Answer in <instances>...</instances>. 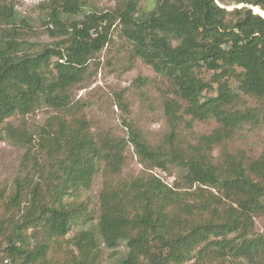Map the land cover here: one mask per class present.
Instances as JSON below:
<instances>
[{
    "label": "trees",
    "instance_id": "trees-1",
    "mask_svg": "<svg viewBox=\"0 0 264 264\" xmlns=\"http://www.w3.org/2000/svg\"><path fill=\"white\" fill-rule=\"evenodd\" d=\"M86 1L48 0L55 39L43 43L22 38L14 6L0 3V133L7 127L21 139L7 119L43 106L57 111L39 133L48 167L37 168V181L16 179L11 192L0 187V263L101 264L106 250L125 243L118 264H264L256 225L264 216V151L228 147L246 124L264 126V16L250 7L264 10V0H237L249 6L232 10L220 5L227 0H156L151 9L121 0L67 20ZM116 26L132 57L166 83L169 129L158 143L128 119V138L96 133L84 105L73 101V87ZM242 95L256 105L239 107ZM208 121L218 126L196 131ZM129 144L144 171L117 179ZM155 168L178 169L174 184ZM98 176V221L67 238L91 219L80 197Z\"/></svg>",
    "mask_w": 264,
    "mask_h": 264
},
{
    "label": "rangeland",
    "instance_id": "rangeland-1",
    "mask_svg": "<svg viewBox=\"0 0 264 264\" xmlns=\"http://www.w3.org/2000/svg\"><path fill=\"white\" fill-rule=\"evenodd\" d=\"M83 12L67 17V20H81L92 11H104L115 8L121 0H87ZM0 3L13 5L17 16V32L30 42H51L48 0H0ZM156 0H140L139 8L151 9ZM220 5L232 10L243 3L237 0L220 2ZM254 10V9H253ZM262 14V13H261ZM262 16H264L262 14ZM3 30L11 28L2 22ZM55 28V27H54ZM131 44L120 35L119 27L113 29L112 40L94 57L88 66L85 79L73 87V101L84 105L83 114L96 133H110L117 137H129V127L124 120L128 119L138 127L153 143H158L169 129L163 103L168 97L166 83L148 64L131 55ZM202 75L210 78L212 72L203 70ZM239 107L255 106L256 101L242 95ZM57 114L52 108L40 107L25 116L16 114L7 119L9 123L23 133L22 138L12 137L7 132L0 133V187L13 191L15 181L25 176L37 181L40 177L38 167H48L46 150L40 147V131L50 118ZM218 125L215 121L199 122L195 129L201 133H210ZM17 135V132H16ZM232 152L242 151L247 155L258 156L264 151V126L246 124L242 135L229 143ZM220 150L216 149V153ZM126 162L122 174L117 179H128L143 173L144 166L133 145L126 148ZM39 165V166H38ZM154 173L173 185L178 169L171 168L165 172L155 168ZM104 178L98 176L91 189L83 191L81 201L88 205L92 212L91 219L78 221L67 238L75 235L80 229L87 228L98 221L97 208L99 193ZM257 230L264 233V216L256 218ZM126 249L121 243L116 249H108L106 258L101 264H118V258ZM8 260L3 261L7 263ZM188 262L186 264H192ZM2 264V263H0ZM8 264H11L8 262Z\"/></svg>",
    "mask_w": 264,
    "mask_h": 264
},
{
    "label": "bare ground",
    "instance_id": "bare-ground-1",
    "mask_svg": "<svg viewBox=\"0 0 264 264\" xmlns=\"http://www.w3.org/2000/svg\"><path fill=\"white\" fill-rule=\"evenodd\" d=\"M255 12L262 13L264 15V10H262L261 8H256Z\"/></svg>",
    "mask_w": 264,
    "mask_h": 264
},
{
    "label": "water",
    "instance_id": "water-1",
    "mask_svg": "<svg viewBox=\"0 0 264 264\" xmlns=\"http://www.w3.org/2000/svg\"><path fill=\"white\" fill-rule=\"evenodd\" d=\"M242 6H249V5H245V4H243ZM242 6H241V7H242ZM250 7H251L252 9H254V11H255L256 8H260L259 6H253V5H251ZM256 13H257V12H256Z\"/></svg>",
    "mask_w": 264,
    "mask_h": 264
},
{
    "label": "clouds",
    "instance_id": "clouds-1",
    "mask_svg": "<svg viewBox=\"0 0 264 264\" xmlns=\"http://www.w3.org/2000/svg\"><path fill=\"white\" fill-rule=\"evenodd\" d=\"M261 14V13H260ZM262 15V14H261Z\"/></svg>",
    "mask_w": 264,
    "mask_h": 264
}]
</instances>
